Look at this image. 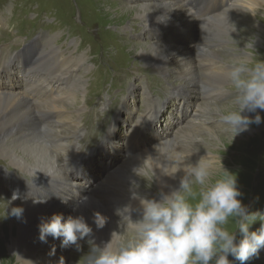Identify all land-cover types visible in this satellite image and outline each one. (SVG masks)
Returning <instances> with one entry per match:
<instances>
[{
	"label": "rangeland",
	"instance_id": "374dc122",
	"mask_svg": "<svg viewBox=\"0 0 264 264\" xmlns=\"http://www.w3.org/2000/svg\"><path fill=\"white\" fill-rule=\"evenodd\" d=\"M153 2L154 0H0V24H2L0 25V66L4 62L10 61L16 53L22 52L16 50H18L22 46L24 40L26 41V39L28 40L29 38H21V35L19 36V32L24 33L25 37H29V34H31V36L38 35V37H35L34 46H36V50H40L42 53L46 54L48 52H53L51 50L53 49V44L64 49L66 53H69L77 47L78 41H80L81 38L88 48H85L83 46L84 43H80L78 45L79 47H77L76 50L85 48L86 51L83 54L84 57H89V55L94 56L93 59L97 62L99 69H102V71H94V69L91 70V72L89 73L90 79L88 80L89 86H86V98L88 99V103L90 102V104L92 105L93 103H95L94 106L90 107L89 109H81V113H85L84 124H86L87 129L86 135L84 137L85 150H92L93 148L97 147V144L104 136L109 123H111L110 119H112L116 112L120 109V105H117V103L113 105L111 101H109L108 104H105L107 106L105 109L106 114L101 112V109L104 106L101 103L103 101V93H112L117 88H122L124 93L126 87L135 84L141 77L145 84L150 88V91L154 97V106L158 107L159 103L156 102H159L161 100L160 97H164V99H167L172 94L175 88L179 87L180 85H187L185 87H188V89H190V99L194 103L193 108H197L198 110L200 123H207H204L203 125H201L200 123H194L195 129L191 131L193 133H196L195 139L190 138L195 137V135L189 131V133H191V135H188L189 142L193 143L192 147L189 149V152L197 153V155L191 158L190 154H186V161L188 163H194L200 159H197L199 155L203 157H206L208 155V160H211V157L214 156L215 159L211 160L210 163L215 168L219 169L221 166L222 158L223 166L227 170L236 173L238 176V187L243 194L240 199H242L243 203L249 206L250 211H259L261 213H264V115L261 119L260 124L257 125L253 123L248 127L250 131L246 130L238 134L231 130L229 126L222 123L220 120V114L222 112L231 111L235 108V96L233 94L231 86L228 84L225 78V82L222 84L220 83V80H223L221 78H216V80L214 81L208 80V78H210V75H212V69L210 65H207L217 61L216 66H220L218 67V70H221L222 67H226L228 64L233 63L238 57L243 56L245 53L254 61L259 59L264 60V30L259 27L260 23L264 24V8L261 7L255 14L250 12V10H246L245 12L239 13L238 15L228 17V23L229 21H231L229 24L232 27H237V31L235 30V32L231 34L229 32L227 33L225 30L227 29L226 27L228 23L225 21L227 24L221 25L223 28H225V30L223 29L222 35H220V39H217V32L221 31V28H215V26L217 25L212 26L211 23H206L204 26L200 25V22L203 19L200 21L199 17H194V19H192L190 26L191 28L187 30L186 33L184 32V29H181L183 28L182 26L184 25V23H177L176 27L174 26L172 30L176 34L184 35V38L188 42V50H191L190 47L194 46V51L196 50V52L198 53L197 56H193V58L195 57V75L197 76L195 79L191 77V80L187 79L185 81L184 79H180V76L177 75L178 72L171 71V73H169L168 75H166V73H157L158 75H156L154 72L157 70L156 67L154 69L151 67V60H149L151 63H148L145 62L146 59L142 57L143 51L145 52L150 50V46L148 47L149 44L146 42H138L137 40L132 39V37L129 39L125 38L124 36L126 35L121 31L122 28H125L121 26L122 24H127L126 26H136V31H139L142 28V25L148 26L149 22L141 21V17H136L134 13L137 10L136 8H138L140 4H153ZM216 3L217 0H197L195 6L196 11L201 12L207 8H211ZM110 5L117 6L123 10H128V12L126 11L124 16H119L116 12H111L112 7ZM159 5L163 6L160 1ZM127 7L129 9H127ZM249 15L251 17H249ZM165 17L171 18L169 14H166ZM178 17V19L182 18V16ZM255 17L257 19H254ZM144 18L145 20H147L146 17ZM223 18L224 17H222L221 19ZM167 20L170 21L172 25L176 23L171 19ZM214 24L218 23L214 22ZM209 28L213 29L210 31L211 34L215 33L213 39H211V43H214L215 45L210 47L206 46L205 49L201 51L199 47L203 45V42L204 40H206L207 36L211 35L209 32ZM228 28L230 29V26H228ZM122 34L124 36H122ZM225 38H229L230 40H224ZM57 46L55 47L58 48ZM197 47L198 49H196ZM24 52L25 51H23V53ZM76 53L79 54L80 52L76 51ZM188 55L190 54L188 53L187 56ZM177 56L178 58H183L184 54L179 53ZM74 57H82L84 59L82 55ZM132 57H135V60H137L138 62L135 64V66L130 68ZM169 58L172 59L173 55H169ZM45 60L47 61L45 64H40V60L37 61L39 64L34 65L31 74L38 72L37 74L41 75L44 74L43 72H45L48 76V80H51L49 73L53 67L50 66L53 61L50 58H45ZM103 61L105 64L103 63ZM176 65L178 66L179 63L175 64V66ZM12 67L16 72H20V70H22L21 67H18L14 64L12 65ZM105 67L108 68L109 74L107 73V71H105ZM141 67L145 68V70H143ZM125 68L128 69L125 70ZM114 72L119 73L117 79L112 85H107L109 80L108 82L103 81V78L105 79L109 77V75L110 77H113ZM124 73L126 74L124 75ZM91 77L93 80L91 79ZM23 79L24 77H20V79L17 81V84H21L23 82ZM203 81L204 85H201ZM111 82H113L112 79ZM11 83L14 85L15 81H12ZM24 85L25 83L21 84L22 87H24ZM98 85H100V87H98ZM209 85H211L212 87L210 88ZM178 89L181 90L184 88L183 86H181L177 88V90ZM77 90L78 98H76L75 101L72 99H65L66 101H64L67 109L69 108L68 110H78L83 106V90ZM224 91L227 92L226 95H224ZM119 93L120 92L114 95L119 97ZM178 104L179 101L174 103L172 113L175 112ZM32 105L33 107H41L36 103H33ZM184 106L185 102H183L181 106H178V109L180 108L183 114L186 113V116L194 111V109L191 107V102L187 104L185 109ZM150 107H152L150 104H146V108ZM148 110L147 116L150 117L153 114V110L151 109L149 111L150 113H148ZM243 114L249 115L251 117H254L256 115V113L247 112ZM77 115V113H73V118L76 119ZM55 117L59 118V114L57 113ZM122 117L123 119L128 121L129 126L127 125L123 127V121L120 123L119 129L122 131V137L119 138L120 141H122V139L124 138V134L126 133V131H129L132 128V125L136 126L138 124V119L134 118L135 116L128 118V115L123 114ZM171 117L173 118V116H170L169 118H163V116H160L159 121H155L156 124L154 128L156 130L152 132L154 134V138L157 139H154V142H159V140L162 139V137L164 138L165 135L169 136L168 140L165 142V144H169H164L162 147L166 148L164 149L165 155L168 158L172 159V161L176 162L178 161V154L181 153L180 156H184V152L182 153L181 149L178 146L174 147L176 148V151H174L173 147H171L173 144H175L174 140H176V137L180 136L178 135V133L180 132V128L182 126V115L179 113L176 119H173L172 121L174 122V125H176L172 126V128H174L175 135L165 131L166 129H168V124L171 121ZM185 120L188 122L189 118ZM183 125H185V123ZM62 128L64 133L70 134L74 131V124H68L63 126ZM150 128L151 126L144 130L142 138L153 136L152 133L150 135ZM159 131L161 133H159ZM3 136H5V134H3ZM135 137H137V139L141 138L140 136ZM170 137L175 138H173L174 140L170 141ZM185 140H188V138L181 135L178 140V145H183L182 142H184ZM132 144L131 142H129L128 146ZM142 144L139 145L145 148H143L142 150V147H139V150L141 152H143L146 148L153 147V144H148L149 147L145 142ZM186 145L187 144H184L183 146L186 147ZM251 145L254 148H259L260 150H257L255 154ZM117 147L122 153H124V142H118ZM159 147L157 149H159ZM136 148L137 145L130 147L128 158L133 153H137ZM60 159H62L61 156ZM126 159L127 158H123V161L120 164V166H123V168L125 169V171L122 172V175L126 176L134 173L137 176V178L130 181L129 184L133 185L132 183L135 182V184L140 185L136 189L139 190V193H141V195L143 194L150 198L157 197L160 191L158 190V187L156 185V178L153 171L151 170V165L147 163L135 164L133 161H130L128 159L126 161ZM124 161H126V163L128 164L130 163L128 165L129 167H124L126 165V163H123ZM138 166H140L139 168L141 169H138ZM1 168L3 169L1 170ZM4 168L7 170L15 171V173L18 175L17 179L19 180H21L22 177L30 178L29 174L21 172L20 170H18V168L16 169L15 166L11 164V161H9L4 157L2 153H0V175L3 173ZM164 169L168 171L169 166L165 165ZM122 175L119 174L113 180H124ZM114 182L113 184H115ZM119 185L118 187L116 185L110 184L105 185V187H102V190L104 192L101 191L102 193H99V198L102 199L104 203L115 199L119 193H123L122 185L120 187ZM13 186L14 182L12 181V178L10 176H7L4 182H0V209L2 210H0V219L3 216H6L7 213H11L13 197L8 191L7 194L4 193L5 189L10 190ZM129 193H132V191H129ZM66 197H68V195H66ZM52 199L54 200L55 198ZM57 199L59 201H62L63 198L58 197ZM21 200L22 198L18 199V201L20 202ZM34 200L35 199H33L32 201ZM131 201L132 203H136L137 206L136 201L132 199ZM136 206L135 208L137 209V212L133 220H137L140 218L139 207ZM8 223V219H4L2 225H0L1 238L2 230L6 228L4 226H8ZM122 223H124V225L122 226L124 230L123 232L125 233V235L129 234V229L127 228L128 220L124 219ZM259 227L260 222L257 221L252 225L251 230L255 231ZM104 230L105 229H102V234L98 236L102 239L105 238L104 240L106 241V235H104L105 233H103ZM7 232L8 234L11 233L10 226L7 227ZM95 235H92L91 238L100 245L101 242H98V240H96L97 235ZM80 243L82 246V251L79 252L76 251L74 247L62 248L63 253L67 254V258H64L62 260L57 258L56 252L52 250L53 246L55 245V240L47 241L46 246L39 243V246H37L38 252L33 257L36 258L40 255L46 257L52 256L54 258H57L60 264L61 261H63V264H83L81 258L89 251V244L87 243V238ZM3 246L7 248V243L4 242ZM5 248H2V246H0V259L2 261H7V258L4 256L6 251ZM64 254L62 255V258L64 257ZM45 259L46 258H44V260L36 259V261L40 264H47L48 261ZM229 259L233 258L230 256ZM14 264L17 263L15 262ZM235 264H239V262L236 261ZM246 264H264V254L260 251L258 257L246 262Z\"/></svg>",
	"mask_w": 264,
	"mask_h": 264
},
{
	"label": "clouds",
	"instance_id": "9594fccd",
	"mask_svg": "<svg viewBox=\"0 0 264 264\" xmlns=\"http://www.w3.org/2000/svg\"><path fill=\"white\" fill-rule=\"evenodd\" d=\"M225 77L235 96V108L222 112L221 122L236 134L260 124L257 110H264V60L254 61L245 53L226 67ZM178 163L176 171L182 167L184 172L178 188L160 191L153 198L133 191L140 218L132 220L129 207L121 211L129 234L113 233L110 241L99 245L91 238L93 228L83 215L65 219L63 214H53L41 219L39 240L47 243L51 236L61 240L62 248L74 247L79 252L80 242L87 238L89 251L81 258L83 264H246L258 257L264 249V213L250 211L240 199L237 174L223 166L222 158L220 168H215L208 155L194 163ZM133 186L139 187L135 182ZM23 211L13 208L8 215L20 219ZM92 219L97 229L107 222L98 212ZM257 221L260 227L251 230ZM116 236L121 239L114 244Z\"/></svg>",
	"mask_w": 264,
	"mask_h": 264
},
{
	"label": "bare ground",
	"instance_id": "6f19581e",
	"mask_svg": "<svg viewBox=\"0 0 264 264\" xmlns=\"http://www.w3.org/2000/svg\"><path fill=\"white\" fill-rule=\"evenodd\" d=\"M222 2L225 5H229L231 3L232 7L230 8V10L226 14H222V17H224L223 19H221L220 17H217L218 19L214 17V19H213V20H217L216 22L218 23V24H213V25H217V26H215V28H218V29L221 28V31L217 32V38L218 39H220V35H222L223 29L225 30V28H223L221 25L228 23V17H231L233 15H238L239 13H243L246 10H248V11L250 10V12L255 14L261 7L264 8V0H222ZM176 3L177 2L164 3V4H162L163 6H161L157 3H154V2H153V4H147V3L146 4H140L138 6V8H136L137 10L134 14L136 17H142V18L146 17V19H150L153 17L152 18L153 20L161 18V17L165 16L166 14L171 15L172 19H176V17H178V16H185L186 14H183L184 11H177ZM111 7H112L111 12H113V13L116 12L117 15H119V16H124L126 11L128 12V10H123L117 6L112 5ZM178 8L183 9L180 6ZM127 9H129V8L127 7ZM137 11H140L141 13L137 12ZM130 12H131V10H130ZM187 13L189 14L188 10H187ZM126 15H128V14H126ZM249 17H251V16L249 15ZM167 19H170V18H167ZM254 19H257V18L255 17ZM188 20H191V18H189ZM135 21H137V20H135ZM230 22L231 21H229V23ZM229 23L227 24V27H226L227 29L225 31L227 33L229 32L230 34L234 33L235 30L237 31V27H232ZM228 26H230V29L228 28ZM259 27L262 30H264V24L260 23ZM214 34L215 33H212V35H214ZM233 36H234V34H233ZM227 39H229V38H225L224 40H227ZM140 47H142V46H140ZM61 49L62 48H60V47L56 48L55 46H53V49H51V50L54 52V56L56 55L57 60H58V64L62 65V70L54 71L52 73L53 80L48 82L45 87L40 85V91L42 94L35 95L34 100L36 99V101L39 103L45 102V103H47V105L50 104L51 106L48 105V107H47L48 111L49 110L52 111L53 113H55V115L57 113L59 114V118L57 120L58 123L65 122V120H66L70 124H71V122H74L75 125L78 127L79 121H75L74 118L71 117L72 111H68L69 108L67 109V107L65 106L64 100L67 97H73L72 100H75L76 96H77V91H78L77 89L81 88L80 90H82L83 81L81 79L80 83L78 82V87H74V85L77 83L76 81H74L71 85L70 92L67 94L63 90L62 85L59 82L66 79V78H69V76H70L69 67L71 65H75V67H81L82 63L85 60L82 57H74V55L73 56L72 55L71 56L66 55V53ZM144 49H146V48H144ZM196 49H198V47ZM142 53H143L142 57H144L147 60H151V62L154 65L159 64L158 65L159 67H160V65L161 66H167L170 64L175 66V64L178 63L175 61L176 60L175 57H173L172 59L169 58L170 52L168 51L167 48H161L160 44H158L156 42H153L150 44V50L149 51H146V52L143 51ZM202 56H204V55H202ZM187 57H188L187 63L183 64L185 71L182 72V74H183V76H187L189 78L193 77V79H195L197 75H195L196 68H195V64H194V59H191L190 55H188ZM191 61H192V63H191ZM216 62H213L212 64H207L208 66L210 65V67L212 69L211 70L212 75L209 74L210 78H208V80L214 81V80H216V78H219V79L221 78V79H223V80H220V83L222 84L225 82L224 78L226 79L225 71H226V67L228 65L226 67L225 66L222 67L221 70H218V67H220V66H216V64H217ZM23 81H24V79H23ZM81 81H82V83H81ZM203 83H204V81L201 83V85ZM24 86H26V84ZM209 87L211 88L212 86L209 85ZM16 90H17V88L15 90L9 91L7 93H4L2 90H0V153H2L5 158H7L9 161H11V164L13 166H15V168H18V170L28 172V173L33 174L35 176L48 175V174L55 173L57 171L62 170V166L60 164V156L65 157L67 154L55 152L54 149H52L45 142V139L40 135L39 132H35V130L33 128H30V125L33 124L34 120H35V118H34V107L30 106L27 103L28 98H26L24 95H22L18 92H14ZM178 90H180V89H178ZM77 98H78V96H77ZM187 104H188V101L186 99L184 109L187 106ZM76 112H77V110H76ZM195 115H196V113L194 112V114H192V113L189 114L188 117H193ZM155 121L156 120H154V122ZM204 123H207V122H204ZM204 123H200V124L203 125ZM54 128H55V130L48 129V131L52 136L57 138L58 141L60 142L62 131L59 130L57 127H54ZM69 129H70V127H69ZM152 131H154V130H152ZM247 131H250V129H247ZM3 134H5V136H3ZM168 137L169 136H166V135L164 138L162 137V139L159 140L160 143L154 142V139H151V142H145L147 144V146H148V144H153V147L146 148L143 152H141L139 150V147H142V146L137 145V148H136L137 154L133 155L129 159L130 161H133L135 164L147 163V164L151 165V170L153 171V173L155 175L156 185L158 187V190L159 191H165V192L171 191V190L179 187V182H180V179L183 177L184 172H183L182 168H180L178 171H176L177 168L179 167L178 162L184 161V163H188L186 161L187 159L185 158V156H183V157L180 156L181 153L178 154V161H176V162L172 161V159L168 158L165 155L164 149H166V148L162 147V146L168 140ZM179 137L177 136L176 140L173 139L175 137H170V141L171 140L175 141V144H173L171 147H173V150L176 151L175 150L176 148H174V147L178 146L183 153L184 150L190 148L191 145H189V143H187V142L183 143V145L187 144L186 147L183 145H178ZM187 138H189V136ZM167 144H169V143H167ZM167 144H165V145H167ZM58 146H61V145H58ZM158 147H159V149H157ZM143 148H145V147H142L141 149L143 150ZM170 152H171V149H170ZM177 153H179V152H177ZM201 157H203V156L199 155V158H201ZM127 159H128V157H127ZM127 159H126V161H127ZM214 159H215V157L212 156L211 160H214ZM211 160H209V162ZM126 161H125V163H126ZM165 165L169 166L168 171H166L164 169ZM124 167H126V166H124ZM139 167L140 166H138L137 168L141 169ZM1 170H2V168H1ZM118 170H119V173L123 172V167H121V168L118 167ZM136 178H137V176L134 173H131V175H126V176L124 175V180L122 179L120 182L121 184L119 185V187L122 185V190H123V194H121L120 196H125V195L129 194V191L139 192V190H137L133 185L129 184L130 181L135 180ZM137 182H138V180H137ZM69 186L70 185H68V187ZM84 189H85V187H84ZM27 190H30V191H28V193H30V194L33 193V189H27ZM71 190H74L75 194L83 192V191L79 190L78 187H72L71 186ZM101 190H102V188H101ZM105 192H106V189H105ZM28 193L21 191V193L19 195L25 196L27 198L35 196V195H30ZM82 194H84V193H82ZM91 196L98 198L94 195H91ZM8 198H10V197H8ZM79 198H82V197H78L77 199L73 198L72 199L73 201H69L66 204H64L63 202L61 203V204H64L66 206V211L63 213L65 219L69 215L74 216L73 208H74V206L76 207L75 201H77ZM148 198H150V197H148ZM64 199L68 200L67 198H63L62 201H64ZM12 201H13L12 209L13 208H23L24 211H23V216L20 219H17L15 216H12L10 214L8 215V213L6 214V216H3L0 219V225H2L4 219L5 220L8 219V221H9L8 226L3 225L6 228H4V230H2V238L0 237V246H2V248H5L3 246L4 242L7 243V248H5L6 251L4 254V256L7 258V261H2L0 259V264H14L15 262L17 264H40L39 262L36 261V259L37 260H40V259L44 260V258H46L45 260L48 261L47 264H58L59 261L57 260V258H59L61 260L64 258H67V254L63 253L62 247L60 246L61 240L60 239H53L51 236L48 237V241H54L55 240V245L53 246L52 250L56 252L57 258H54L52 256L46 257V256H42V255H40L39 257H36V258L33 257L38 252L37 246H39V243L41 245H44V246H46V244H47V243H43L39 240V227H38V225L40 224L41 219L42 218L48 219L53 214H62L63 210L59 209L60 206L57 208V206L53 205L52 203L35 202V201L30 200V199H22L21 202L16 200V199H13ZM134 201L137 202V206H136V204H135V206L139 207V201L138 200H134ZM98 205H101V203H99ZM76 209H77V207H76ZM82 212H83V216L85 217L87 222L93 228L92 235L94 236L96 234L97 235L96 240H98V242H101L100 245H103L104 242L110 241L113 233L123 234L124 230H123L122 225L119 224L118 222H116L112 218L113 216L108 211L106 212V210H103L102 207L95 206V207H91L90 210L87 208H83ZM90 212H93V213L98 212L106 218L107 222H106L105 226L102 228V229H105L103 233H105L104 235H106V241L104 240L105 239L104 237H103L104 239L99 238L98 235L102 234V232H101L102 229L96 228L95 224L93 223V219H92L94 215H92ZM9 226L11 227V233L10 234H8V232H7V227H9ZM101 236H103V235H101ZM120 239H121L120 236H116V238L113 240V243L114 244L118 243ZM45 249H46V247H45ZM43 251H45V250H43ZM62 253L64 254L63 258H62V255H63Z\"/></svg>",
	"mask_w": 264,
	"mask_h": 264
}]
</instances>
